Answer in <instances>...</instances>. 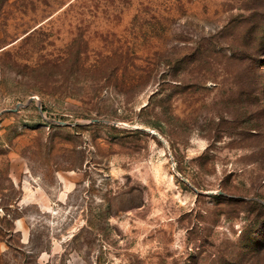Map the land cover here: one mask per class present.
Segmentation results:
<instances>
[{"label": "rangeland", "instance_id": "374dc122", "mask_svg": "<svg viewBox=\"0 0 264 264\" xmlns=\"http://www.w3.org/2000/svg\"><path fill=\"white\" fill-rule=\"evenodd\" d=\"M0 264H264V0H0Z\"/></svg>", "mask_w": 264, "mask_h": 264}, {"label": "water", "instance_id": "95a60500", "mask_svg": "<svg viewBox=\"0 0 264 264\" xmlns=\"http://www.w3.org/2000/svg\"><path fill=\"white\" fill-rule=\"evenodd\" d=\"M33 100V99H32ZM61 124V123H60Z\"/></svg>", "mask_w": 264, "mask_h": 264}]
</instances>
